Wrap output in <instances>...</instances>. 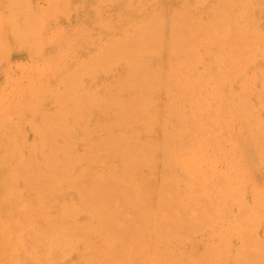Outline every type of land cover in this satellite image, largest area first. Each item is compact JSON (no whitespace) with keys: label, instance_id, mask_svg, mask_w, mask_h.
I'll list each match as a JSON object with an SVG mask.
<instances>
[{"label":"bare ground","instance_id":"1","mask_svg":"<svg viewBox=\"0 0 264 264\" xmlns=\"http://www.w3.org/2000/svg\"><path fill=\"white\" fill-rule=\"evenodd\" d=\"M1 1L14 4L12 15L9 13L14 40L22 43L30 40L33 37L28 33L38 37L40 20L33 14L26 15L25 23H19L27 14L21 7L30 5L28 0ZM56 1L51 0V4L66 3V0ZM113 1L121 4L130 17L137 13L140 19L127 23L118 37L108 39L97 53L79 65L61 83L62 89L45 88L44 92L52 95L56 111L49 113L51 115L39 114L40 121L33 124L47 144L48 155L43 156L44 160L36 159L34 142H25L27 146L31 144V148H26L27 159L16 164L12 162L22 152L18 142L19 126L14 127L13 138L0 165V264H59L60 257L78 247L83 250L81 258L86 264H178L177 258L158 250L163 244L161 240L168 231L192 236L193 227L189 221L193 220L186 215L213 211L200 190L193 189L190 168L194 162L192 158H184L182 140L197 141L207 134L211 122L223 124L232 131L239 128L233 131L235 136L232 133L229 136L236 143L235 148L242 152L241 162L245 165L236 166L233 181L244 178L242 170L256 173L252 158L259 156L264 147V122L252 115L253 103L248 99L252 95L251 83L243 82L236 94H219L220 90L206 93L208 98L223 106L221 109L216 106L221 112L218 117L211 114L212 105L199 100L205 80L195 72L196 65L204 60L212 46L219 48L215 53L219 62L218 57L224 56L221 47L226 45L235 49L229 55L235 60V71L247 69L236 59L247 58L246 50L255 49L264 41V34L252 21L256 0H216L209 8L213 16L207 22L195 15L196 7L188 0H177L182 4L176 7L158 1L151 13H147L145 4L135 6L132 0ZM5 35L0 33V39L7 40ZM119 64H124L122 72L117 68ZM101 73L114 77L112 84L105 88L104 99L86 91L81 79ZM243 73L242 78L245 77ZM161 95H165L164 102L160 100ZM156 131L160 137L150 140L148 137ZM76 134L89 141L81 155L69 149L72 146L70 138ZM106 161L109 168L105 172L93 171ZM156 163L166 170L157 169ZM175 163L185 172L183 179L175 172ZM146 166L150 168L143 173ZM258 181L252 183V191L263 202L264 188ZM181 183L188 190L186 198L189 201L183 210ZM62 184L67 187L65 191L78 193V211L61 201L56 215L39 219L37 213L41 206L51 205L55 198L62 199ZM227 184L225 179L220 180L222 187ZM223 195L231 198L233 194L227 190ZM75 212L85 213L87 222L77 224L73 220ZM198 230L201 231L199 226ZM207 255L204 260L197 254L191 255L188 264L222 262L217 260L215 251L209 250ZM242 260L238 259L235 264L251 262Z\"/></svg>","mask_w":264,"mask_h":264},{"label":"rangeland","instance_id":"2","mask_svg":"<svg viewBox=\"0 0 264 264\" xmlns=\"http://www.w3.org/2000/svg\"><path fill=\"white\" fill-rule=\"evenodd\" d=\"M158 1L167 6L175 7L182 4L181 1L177 0H132V3L135 6L145 4L147 6V13H151L156 8ZM203 1L188 0V3L196 7L195 15L200 20L207 22L213 16L209 8L213 4H216V0ZM27 2L30 5L25 4L21 7L22 12L27 14H25L19 23H25L26 15L29 14L30 16L33 14L40 20L41 26L38 37H34L32 33H28L33 38L23 43L13 39L15 32L12 31L11 24L9 23L11 21L10 15H12L14 10V4H6L4 1L0 2V33L1 35L6 34L5 36L7 37V40L0 39V45L2 46H0V165L6 156V147H8L13 138L14 127L17 126H19L17 131L19 135L18 142L21 144L22 152H19L17 155L18 159H13L12 162L16 164L19 161L27 159L26 150L28 147L31 148V144L27 146V142L35 143H32V146L34 150L36 149L35 156L38 161L41 162L45 159L48 155L46 141L42 136L38 135L35 126H33V124L40 121L41 116L39 114H53L56 111L52 95L47 94V91L44 92L45 88L62 89L61 83L65 79H68L79 65L88 61L92 55L97 53L108 39L118 37L127 23L131 21L138 22V19H140V15L137 13H134L130 17L128 12H125L123 6L113 0H66L64 5L51 4V0H28ZM200 3H203L202 6H200ZM253 4L252 21L255 22L256 28L261 34H264V0H256ZM9 13L11 14L9 15ZM256 46L255 49L246 50L249 53L247 58L239 57L236 59L240 63L243 62L241 67H247L246 70L244 68L243 71L238 73L235 71V60L229 57L235 49L229 45L221 47L223 51L221 54L224 53V56L218 57L219 62L215 56L219 48L217 50V48L212 46L205 53L204 60L196 65V74L205 80V86L201 88L198 98L213 106L210 110L212 115L218 116L219 114L220 116L221 112L216 110V106L220 109L223 106L215 99L208 98L206 96L207 92L220 90L219 94L231 92L236 94L241 90V84L249 81L251 83L252 95H249L248 99L253 103L254 108L252 115L264 122V55H262L264 53V41L263 43L261 42V45L259 42ZM4 47L7 49L6 52ZM204 61L206 62L204 63ZM207 62L209 67L207 66ZM117 68L119 72H122L124 64H119ZM242 72H244V78L241 77ZM234 73L236 74L234 75ZM47 75L48 79L45 80ZM113 78L110 75L107 76L106 73H101L94 76L85 75L81 79L86 91L95 93L100 99H104L106 98L104 96L105 88L107 85L112 84ZM256 86L259 88H256ZM172 89L175 90L174 87ZM22 93L23 95H27L23 96L21 95ZM160 100L164 102L165 95H161ZM9 106L11 109H14L15 114L13 109H9ZM209 124L207 134L201 135L197 138V141L195 140L196 142L187 139L182 140L184 146L181 151L185 154L184 158H192V163L194 162L190 168V179L193 189L200 190V195L206 199V202L210 204L213 211H198L197 213L186 215L188 219L193 220L189 221L193 227L192 236L184 237L181 233L178 236L175 235V232L168 231L166 236L161 240L163 244L158 246V250L165 251L166 255L172 258H177L178 264H188L190 256L196 254L204 260L209 250L217 253V260H222L220 264H235L238 259L241 261L246 255L250 256L243 260H247L248 263L249 259L251 264L252 262L253 264H264L262 261L264 258V201L262 202L260 199H257L252 191L254 187L252 183L257 180L260 181H258L259 184L264 188V182H261L264 179V147L259 156H253L254 159L252 158L256 173L253 174L254 172H252L251 174L248 170H242L244 178L238 179L237 182L233 181L234 171L238 169L236 166L240 165L239 167H241L245 165L241 162L242 152L235 148L236 143L229 136L231 133L235 136L233 131H238L239 128L236 127V130L232 131L230 127H225L223 124L220 125L218 122H211ZM31 129H34V135ZM225 130H227V135L224 134ZM78 131L76 130V132ZM241 135L243 136L242 133ZM246 135L248 136L249 133ZM159 137L160 134L156 131L148 138L155 140ZM70 139V145L72 146L69 149L71 151L78 155L85 152V147L89 144L85 136L76 134ZM248 139L250 140V138ZM40 151L43 152V155H41ZM108 166L109 162L106 161L94 167L93 171L98 172L99 170L98 173L100 174L105 172L109 168ZM154 166L157 169L166 170L162 164L156 163ZM174 166L175 172L183 179V174L186 175L185 172H181L180 166L176 163ZM149 168V166L144 167L142 172L146 173ZM221 179H225L228 184L222 187L220 185ZM18 184L22 183L19 182ZM60 187L63 193L62 199L55 198L51 205L44 204L41 206L37 213L39 219H46L49 216L56 215L61 201L70 205L73 211H78V193L69 189L65 191L67 187L64 184ZM19 189L21 190L22 188ZM227 190L233 194L231 198L223 195ZM187 191L185 184L181 183L179 185V192L182 195V210L189 203L188 198H186ZM1 208L0 201V214ZM244 208L247 209L245 210ZM73 220L79 225L84 224L87 222V215L75 212ZM207 223L212 224V226L207 225ZM198 226L201 231L198 230ZM204 226L208 227L204 229ZM210 234L216 235L212 236ZM200 235L202 238H200ZM255 243H257L256 246ZM42 249H44L43 253H45L43 244ZM76 249L78 250L76 251ZM82 251L81 247L68 251V258H66V255L60 257L59 264H86L81 258ZM211 259L214 260V257ZM258 260L262 262H257Z\"/></svg>","mask_w":264,"mask_h":264}]
</instances>
